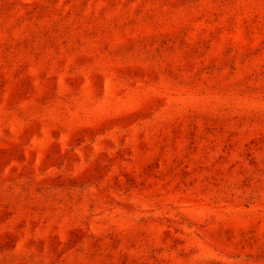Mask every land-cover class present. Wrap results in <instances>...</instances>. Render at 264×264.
<instances>
[{
  "label": "rangeland",
  "instance_id": "374dc122",
  "mask_svg": "<svg viewBox=\"0 0 264 264\" xmlns=\"http://www.w3.org/2000/svg\"><path fill=\"white\" fill-rule=\"evenodd\" d=\"M0 264H264V0H0Z\"/></svg>",
  "mask_w": 264,
  "mask_h": 264
}]
</instances>
